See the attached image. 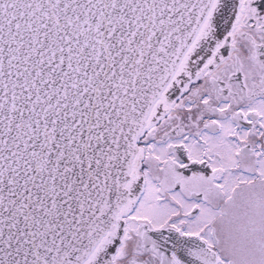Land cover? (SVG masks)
I'll return each mask as SVG.
<instances>
[{"label": "snow or ice", "instance_id": "snow-or-ice-1", "mask_svg": "<svg viewBox=\"0 0 264 264\" xmlns=\"http://www.w3.org/2000/svg\"><path fill=\"white\" fill-rule=\"evenodd\" d=\"M0 264H264V0H0Z\"/></svg>", "mask_w": 264, "mask_h": 264}]
</instances>
